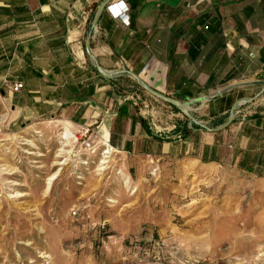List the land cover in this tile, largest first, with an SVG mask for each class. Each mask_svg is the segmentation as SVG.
Instances as JSON below:
<instances>
[{
  "label": "crops",
  "instance_id": "obj_1",
  "mask_svg": "<svg viewBox=\"0 0 264 264\" xmlns=\"http://www.w3.org/2000/svg\"><path fill=\"white\" fill-rule=\"evenodd\" d=\"M104 1L0 0V109L10 126L33 129L54 119L71 133L89 127L97 145L108 140L143 165L171 160L230 170L264 187V111L247 110L264 95V0H109L129 7L130 23L105 8L93 26ZM90 34L91 52L112 78L89 57ZM133 74L151 89L200 103L208 119L226 121L239 102L235 119L186 135L175 122L157 125L145 115L153 100L141 108L127 93L159 99ZM6 80L24 87L14 91Z\"/></svg>",
  "mask_w": 264,
  "mask_h": 264
},
{
  "label": "rangeland",
  "instance_id": "obj_2",
  "mask_svg": "<svg viewBox=\"0 0 264 264\" xmlns=\"http://www.w3.org/2000/svg\"><path fill=\"white\" fill-rule=\"evenodd\" d=\"M127 93L141 108L153 100L145 115L157 125L195 124L148 92ZM256 100L248 111H264ZM187 106L207 127L226 119ZM63 129L49 119L15 130L0 109V264H264L262 183L115 151L102 163Z\"/></svg>",
  "mask_w": 264,
  "mask_h": 264
},
{
  "label": "water",
  "instance_id": "obj_3",
  "mask_svg": "<svg viewBox=\"0 0 264 264\" xmlns=\"http://www.w3.org/2000/svg\"><path fill=\"white\" fill-rule=\"evenodd\" d=\"M109 0H105L104 2L101 3V5L98 7L97 11H96V14H95V17H94V20H93V26H96L97 24V21H98V17L100 15V13L105 9L107 8V6L109 5ZM91 39H92V34H90L86 40V50H87V53L89 55L90 58H92L94 61H95V65H96V68L97 70L100 72V74H102L103 76L105 77H108V78H112L115 74L112 73V72H106L102 66L99 64V62H97V60L95 59L93 53L91 52V48H90V44H91ZM133 76L141 83V85L147 90L149 91L151 94H153L154 96H156L157 98L163 100L164 102L170 104L171 106H174L176 108H178L183 114H185L187 116V118L191 121V122H194L196 124H199L201 125L203 128L207 129L208 131H218V130H222L226 127H228L235 119V109L237 108V106L239 105V102L236 103L233 108L231 109L230 113H229V116L227 118V120L225 122H223L222 124H220L219 126L217 127H214V128H210V127H207L203 124H201L199 121H197L194 116L192 115V113L190 112L188 106H187V103L177 99V98H174L168 94H165V93H162V92H159L157 90H154V89H151L149 88L148 86H146L145 84H143V82L140 80V78L136 75V74H133Z\"/></svg>",
  "mask_w": 264,
  "mask_h": 264
},
{
  "label": "built area",
  "instance_id": "obj_4",
  "mask_svg": "<svg viewBox=\"0 0 264 264\" xmlns=\"http://www.w3.org/2000/svg\"><path fill=\"white\" fill-rule=\"evenodd\" d=\"M107 9L111 12V14L115 18H120L124 23L129 24L130 23V16H129V7L124 2L119 3H113L109 4L107 6ZM6 85H9L12 87L14 91H19L24 87L23 81L18 82H11L6 80ZM190 128V126H189ZM93 132L89 127L83 128L80 132H77L74 134H70L69 136H65V133L62 135L63 140L70 139L71 141L75 140L74 142L79 141V139H82L83 144L85 147L90 151L91 153L96 152L98 149L101 150V156L102 158H109L111 155V152L114 151L113 146L108 140H103L101 144H96L94 142V138L92 137ZM73 142V143H74ZM87 163L88 161H84Z\"/></svg>",
  "mask_w": 264,
  "mask_h": 264
},
{
  "label": "trees",
  "instance_id": "obj_5",
  "mask_svg": "<svg viewBox=\"0 0 264 264\" xmlns=\"http://www.w3.org/2000/svg\"><path fill=\"white\" fill-rule=\"evenodd\" d=\"M172 107H173L174 110L180 111L178 108H176L174 106H172ZM222 123H223V120L220 121L219 123H217V125H220ZM195 128H197V129H205L201 125H198L196 123L191 125V127L189 128V124H188V122H186L182 126H181V124H177L175 132L181 131L182 133H184V135H186L187 133H189L191 130H193Z\"/></svg>",
  "mask_w": 264,
  "mask_h": 264
},
{
  "label": "bare ground",
  "instance_id": "obj_6",
  "mask_svg": "<svg viewBox=\"0 0 264 264\" xmlns=\"http://www.w3.org/2000/svg\"><path fill=\"white\" fill-rule=\"evenodd\" d=\"M64 130V129H63ZM63 133V132H62ZM64 133H65V136H69L70 134H74V133H71L70 131H68V130H66L65 129V131H64ZM63 133V134H64ZM66 141H71L70 139H67ZM75 140H73V142H74ZM106 159H107V157H105V158H103V160H102V163H105L106 162ZM55 177H56V174H54V175H52L51 177H49L48 178V184L49 185H51L52 184V182H53V180L55 179Z\"/></svg>",
  "mask_w": 264,
  "mask_h": 264
}]
</instances>
